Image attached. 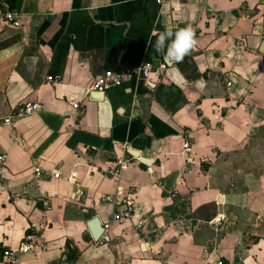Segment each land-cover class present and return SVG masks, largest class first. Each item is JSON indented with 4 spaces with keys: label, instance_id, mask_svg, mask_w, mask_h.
Returning <instances> with one entry per match:
<instances>
[{
    "label": "crops",
    "instance_id": "1",
    "mask_svg": "<svg viewBox=\"0 0 264 264\" xmlns=\"http://www.w3.org/2000/svg\"><path fill=\"white\" fill-rule=\"evenodd\" d=\"M0 4L21 18H0V264H264V0ZM188 25L195 47L165 61L153 33ZM144 61L148 81L84 97ZM20 100L42 107L4 124ZM27 234L34 251L5 259Z\"/></svg>",
    "mask_w": 264,
    "mask_h": 264
},
{
    "label": "built area",
    "instance_id": "2",
    "mask_svg": "<svg viewBox=\"0 0 264 264\" xmlns=\"http://www.w3.org/2000/svg\"><path fill=\"white\" fill-rule=\"evenodd\" d=\"M166 0H155V2L159 5L163 4ZM0 18L1 20L13 27H19L21 24L20 14L4 4H0ZM166 64H160V68H165ZM155 69L154 64L150 61L141 62L135 66H126L119 65L117 68L104 70L101 74L91 80L83 89L84 97H89L92 93H105L109 89L115 86H119L122 83L131 80L133 77H139L143 81H148L152 71ZM48 80H52V76L47 77ZM231 82L227 81L226 86L230 87ZM42 107L40 102L29 101V100H20L13 108L12 114L3 118V123L10 125L11 117L16 116H24L26 114L33 113L39 110ZM72 107L78 110V113L81 115L84 112V105L81 104L80 101L72 102ZM184 147L187 149L188 144L185 143ZM5 161V154H0V165ZM122 165L120 164L118 168H114L111 170V173L115 176L120 174V169ZM33 171L36 177H40L42 175L47 174L42 170L39 166H34ZM53 177H59L58 172H51L50 174ZM102 201L111 202V203H119L118 198H112L110 196H103ZM133 202L131 199L126 198L125 200H121V208L117 213L112 214L110 220L108 222H118L122 220H126L132 216ZM107 225V224H105ZM104 225V226H105ZM36 247V242L34 236L31 234H27L21 240L18 248L15 249H6L3 251V257L7 259L11 263H15L18 260V257L22 254H26L28 252L34 251ZM62 258L65 259V255H62ZM216 264H225L221 259L216 261Z\"/></svg>",
    "mask_w": 264,
    "mask_h": 264
},
{
    "label": "clouds",
    "instance_id": "3",
    "mask_svg": "<svg viewBox=\"0 0 264 264\" xmlns=\"http://www.w3.org/2000/svg\"><path fill=\"white\" fill-rule=\"evenodd\" d=\"M156 35L154 43L155 50L161 54L165 61L174 60L177 63L183 62L186 55H189L195 47V33L190 25L178 28L173 32L172 29L165 28Z\"/></svg>",
    "mask_w": 264,
    "mask_h": 264
},
{
    "label": "water",
    "instance_id": "4",
    "mask_svg": "<svg viewBox=\"0 0 264 264\" xmlns=\"http://www.w3.org/2000/svg\"><path fill=\"white\" fill-rule=\"evenodd\" d=\"M88 225H89V228H90V230L92 232L93 238L96 239L102 234L103 226H101V223L98 220V218L95 217V218L91 219L89 221Z\"/></svg>",
    "mask_w": 264,
    "mask_h": 264
}]
</instances>
